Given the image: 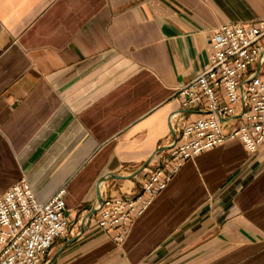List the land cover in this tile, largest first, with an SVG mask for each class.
<instances>
[{"label": "crops", "instance_id": "0c3cea01", "mask_svg": "<svg viewBox=\"0 0 264 264\" xmlns=\"http://www.w3.org/2000/svg\"><path fill=\"white\" fill-rule=\"evenodd\" d=\"M258 20L264 0H0V196L66 189L69 231L41 264H264V145L239 138L185 162L123 243L97 224L99 183L148 197L172 115H204L175 92L210 66L213 30Z\"/></svg>", "mask_w": 264, "mask_h": 264}, {"label": "built area", "instance_id": "2783aa9c", "mask_svg": "<svg viewBox=\"0 0 264 264\" xmlns=\"http://www.w3.org/2000/svg\"><path fill=\"white\" fill-rule=\"evenodd\" d=\"M211 48L210 66L175 92L182 108L204 115L194 120L180 111L172 115L176 138L142 183L149 196H109L97 206L98 226L116 229L113 239L119 244L185 162L233 138L251 153L264 145V20L221 25L213 30ZM236 116L241 124L226 132L225 122ZM65 196L63 187L41 201L26 178L0 196V264L45 260L69 231Z\"/></svg>", "mask_w": 264, "mask_h": 264}, {"label": "water", "instance_id": "95a60500", "mask_svg": "<svg viewBox=\"0 0 264 264\" xmlns=\"http://www.w3.org/2000/svg\"><path fill=\"white\" fill-rule=\"evenodd\" d=\"M174 137L176 138V133H174ZM169 148V147H168ZM167 148H160L157 152H160V151H163V150H166ZM156 154V153H155ZM154 154V155H155ZM152 159H153V156L149 159V160H147L146 162H145V164L136 172V173H134L133 175H131V176H119V175H113L112 177L113 178H119V179H131V178H133V177H135V176H137L140 172H142L144 169H146L148 166H149V164H150V162L152 161ZM103 200H104V198H102V195H101V193H100V183H99V186H98V202H99V204H101L102 202H103ZM98 204V205H99ZM94 212H96V208H94L91 212H90V214L87 216V218L84 220V222H83V231H84V226H85V223H86V220L88 219V218H90L91 217V215L94 213ZM60 251H61V249L55 254V256L53 257V259H51L47 264H50L54 259H55V257L60 253Z\"/></svg>", "mask_w": 264, "mask_h": 264}]
</instances>
